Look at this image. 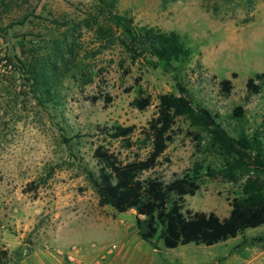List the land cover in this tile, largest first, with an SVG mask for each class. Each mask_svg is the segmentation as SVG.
Here are the masks:
<instances>
[{
    "label": "rangeland",
    "instance_id": "374dc122",
    "mask_svg": "<svg viewBox=\"0 0 264 264\" xmlns=\"http://www.w3.org/2000/svg\"><path fill=\"white\" fill-rule=\"evenodd\" d=\"M103 1L0 0V251L9 264H264V226L212 247L155 249L138 235L136 211L102 207L88 177L101 145L123 160L147 154L142 131L180 82L231 134L262 127L264 89L246 101V83L264 73V0H117L114 12L136 28L182 36L191 60L170 63L134 61ZM224 79L235 85L229 99L218 93ZM140 87L152 98L146 111L131 105ZM117 125L137 127L133 148L111 137ZM195 133L179 119L157 170L166 179L198 172L187 208L227 217L252 173L226 177L227 156Z\"/></svg>",
    "mask_w": 264,
    "mask_h": 264
},
{
    "label": "trees",
    "instance_id": "16d2710c",
    "mask_svg": "<svg viewBox=\"0 0 264 264\" xmlns=\"http://www.w3.org/2000/svg\"><path fill=\"white\" fill-rule=\"evenodd\" d=\"M103 2L110 10L113 23L121 30L120 42L134 61L142 58H157L168 63L191 60V48L179 33L136 28L132 19L127 20L114 12L117 0ZM35 74L39 78L45 76L42 71ZM178 88L179 95L166 93L159 97L157 113L142 131L145 146L149 147L146 155L136 154L123 160L119 154L101 145L94 153L98 170L88 173L99 204L110 206L121 214L136 211L138 235L158 250L161 245L168 249L189 244L212 247L264 226V124L253 134L243 131L233 135L220 121L218 113L196 104L183 83H178ZM217 88L221 97L229 99L235 85L232 79H224L217 83ZM263 89L264 73H257L246 83V101L261 94ZM107 101L110 103L112 98L107 96ZM131 105L146 111L153 105L152 98L140 87ZM235 115L243 118L244 107H236ZM179 119L195 128L196 135L207 133L211 147L227 156L228 162L222 171L226 177L238 180L239 176L252 173L231 199L229 216L187 208V197L195 196L201 189L198 172L188 171L166 179L157 170L173 140L172 133ZM136 130V126L121 125L108 129L113 139L124 141L130 148L135 146L132 137ZM9 263V252L0 251V264ZM214 264L223 262L219 260Z\"/></svg>",
    "mask_w": 264,
    "mask_h": 264
},
{
    "label": "crops",
    "instance_id": "0c3cea01",
    "mask_svg": "<svg viewBox=\"0 0 264 264\" xmlns=\"http://www.w3.org/2000/svg\"><path fill=\"white\" fill-rule=\"evenodd\" d=\"M258 257H260L261 260H262V258H264V251L261 254H259ZM231 259H232V264H258L257 260H255V259H251V260H248V261L246 260L245 262H240V258L233 257ZM221 261L223 262V260H221ZM260 262H261V264L263 263V261H260ZM223 264H224V262H223Z\"/></svg>",
    "mask_w": 264,
    "mask_h": 264
}]
</instances>
